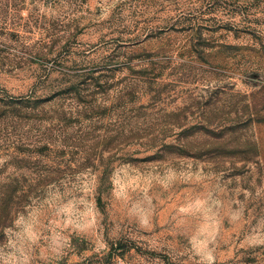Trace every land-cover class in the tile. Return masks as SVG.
<instances>
[{"label":"rangeland","instance_id":"rangeland-1","mask_svg":"<svg viewBox=\"0 0 264 264\" xmlns=\"http://www.w3.org/2000/svg\"><path fill=\"white\" fill-rule=\"evenodd\" d=\"M0 264H264V0H0Z\"/></svg>","mask_w":264,"mask_h":264}]
</instances>
